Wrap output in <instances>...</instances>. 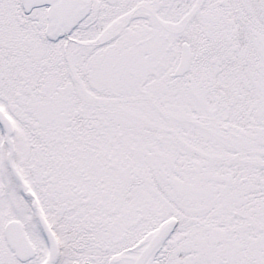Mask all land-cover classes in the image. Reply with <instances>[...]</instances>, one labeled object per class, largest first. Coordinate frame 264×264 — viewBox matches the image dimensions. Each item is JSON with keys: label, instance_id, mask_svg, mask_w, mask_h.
<instances>
[{"label": "snow or ice", "instance_id": "snow-or-ice-1", "mask_svg": "<svg viewBox=\"0 0 264 264\" xmlns=\"http://www.w3.org/2000/svg\"><path fill=\"white\" fill-rule=\"evenodd\" d=\"M0 264H264V0H0Z\"/></svg>", "mask_w": 264, "mask_h": 264}]
</instances>
